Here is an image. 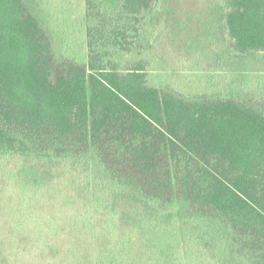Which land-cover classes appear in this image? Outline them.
<instances>
[{
	"label": "trees",
	"instance_id": "trees-1",
	"mask_svg": "<svg viewBox=\"0 0 264 264\" xmlns=\"http://www.w3.org/2000/svg\"><path fill=\"white\" fill-rule=\"evenodd\" d=\"M83 3L79 61L0 0V264H264V0ZM182 57L227 92L149 83Z\"/></svg>",
	"mask_w": 264,
	"mask_h": 264
},
{
	"label": "rangeland",
	"instance_id": "rangeland-1",
	"mask_svg": "<svg viewBox=\"0 0 264 264\" xmlns=\"http://www.w3.org/2000/svg\"><path fill=\"white\" fill-rule=\"evenodd\" d=\"M44 2L52 16L58 14L53 17L55 22L52 23L53 40L57 43V48L59 49L65 42L64 45L68 51H72L74 58L80 61V57L85 56L83 50L85 44L83 43L85 42L86 27L82 22L83 0H44ZM64 9H66L65 12ZM41 12L43 13L42 10ZM173 62L174 65L171 64L172 67H168L169 69H164V67L163 71L159 69L151 71L149 83L152 85L165 84V86L190 96L223 95L227 92L223 83V70H207L209 68L197 65L191 60L187 61L186 57L175 58ZM14 189L16 188L14 187Z\"/></svg>",
	"mask_w": 264,
	"mask_h": 264
}]
</instances>
